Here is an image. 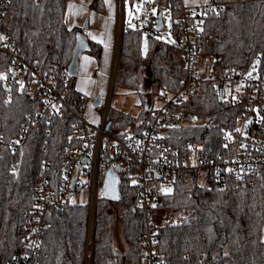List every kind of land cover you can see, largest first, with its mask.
I'll use <instances>...</instances> for the list:
<instances>
[{"label":"trees","instance_id":"trees-1","mask_svg":"<svg viewBox=\"0 0 264 264\" xmlns=\"http://www.w3.org/2000/svg\"><path fill=\"white\" fill-rule=\"evenodd\" d=\"M71 1L76 0H9L2 24L10 30L27 64L41 76L55 80L67 99L84 105V97L72 86L73 78L63 82L62 75L75 54L82 51L98 57L100 49L78 29L67 27L65 9ZM214 1L224 5L220 12L205 18L207 32L216 38L211 51L216 71L245 67L258 56L264 70V0ZM153 4L157 10H170L175 36L179 0H153ZM90 8L102 12L103 0H91ZM143 39L134 28L124 26L116 76L126 87L145 86L151 94L164 88L177 89L183 75L178 50L150 36L143 52ZM40 104L41 97L30 101L18 89L8 59L0 55V136L13 140L24 134ZM219 106L217 100L202 104L201 111L209 112L206 123L173 132L172 145L202 143L212 152L218 151L221 130L227 126ZM149 114L150 109L136 118L115 114L112 121L109 119V129L115 133L140 132ZM227 114L232 116L231 111ZM72 132L69 116L55 118L50 127L28 130L23 146L15 153L5 147L0 150V264L25 252L17 229L33 205L34 182L46 180L52 188L60 185L61 164L79 145L69 139ZM117 175L119 201L100 198L96 203L91 264H142L137 192L125 171L118 168ZM159 208L179 218L174 223H155L159 236L156 253L163 264H264V167L243 180L227 177L222 184L215 183L209 174L204 186L197 184L193 172L180 175L161 196ZM116 210L119 214L114 213ZM117 219L127 246L122 254L115 253L112 241ZM46 220L50 226L42 235L34 262L86 264L85 205L66 203L61 209L50 210Z\"/></svg>","mask_w":264,"mask_h":264},{"label":"built area","instance_id":"built-area-1","mask_svg":"<svg viewBox=\"0 0 264 264\" xmlns=\"http://www.w3.org/2000/svg\"><path fill=\"white\" fill-rule=\"evenodd\" d=\"M123 1L116 0L119 42L124 28ZM8 3L9 0H0V55L8 59L10 75L18 89L30 101L41 97V104L24 134L13 140L0 136V150L5 147L15 153L23 146L28 130L50 127L55 118L65 116L72 119L73 132L69 139L79 145L72 148L70 158L61 164L62 181L57 188L50 187L46 180L34 182L33 205L24 213L25 222L17 229L25 252L13 255L5 264H36L34 256L43 233L50 226L46 214L52 209H61L66 203H76L83 188L86 199L82 204L86 207L89 229L94 224L96 203L102 198L101 184L109 167L115 173L117 168L125 171L131 187L137 192L135 203L141 214L142 264H163L156 253L159 236L152 210L161 206V196L180 175L201 172L205 180L210 174L215 183L222 184L227 177L243 180L264 167V70L261 58L256 57L245 67L228 68L220 73L214 68L211 51L216 38L207 32L205 18L220 12L223 3L210 0L201 6L180 4V17L171 43L181 58L180 85L173 91L165 88L158 91L161 106L150 109L149 118L140 132L124 130L119 133L110 131L108 116L119 59L112 63L107 98L98 111L97 124L93 125L84 116L82 101L67 99L55 80L41 76L23 59L10 30L2 24ZM149 7L145 3V11L138 16L140 26L134 28L143 38L158 34L156 13ZM69 78L67 71L64 72L62 81L67 82ZM215 100L220 105L223 121L227 122L220 133V149L212 152L204 144L193 142L178 147L172 145L173 132L206 123L209 112H202L201 106ZM229 111L232 116L227 114Z\"/></svg>","mask_w":264,"mask_h":264},{"label":"rangeland","instance_id":"rangeland-1","mask_svg":"<svg viewBox=\"0 0 264 264\" xmlns=\"http://www.w3.org/2000/svg\"><path fill=\"white\" fill-rule=\"evenodd\" d=\"M149 4V9L154 13H159L162 19V29L158 31V34L155 37L158 40H162L165 43L171 44L174 41L173 36V22L171 17V12L168 8H161L160 10H156L153 0H133L130 2L129 0L123 1L122 8V22L125 27L128 28H138L140 26V22L138 21V16L145 11V3ZM89 13L92 11L89 10ZM87 18L82 22V27L85 24ZM88 25V24H87ZM83 29V28H82ZM85 34V32H83ZM86 35V34H85ZM87 36V35H86ZM121 41V37H120ZM146 44L147 39L144 38L142 40V50L146 52ZM102 46V43H100ZM99 45V47H100ZM103 50V48H102ZM101 50V51H102ZM120 42L118 41V50L114 52L113 60H109L107 63L106 57L100 55L99 58L94 59L95 63L91 66L87 65L85 70L82 73H78L75 77H72V86L83 95L84 102V116L86 120L90 123L98 122V114H99V106L92 105V99L95 97H99L100 106L105 104V100L108 94L109 88V79L112 69V63L115 59H119L120 55ZM119 63V60H118ZM116 64V62H115ZM118 69V65H117ZM117 72V71H116ZM148 88V87H147ZM161 106V101L158 99L157 93L151 94L145 86H140L139 89H133L126 87L120 76H116L114 81V86L112 89V93L110 96V104H109V119L112 121L115 114L125 113L130 116L136 118L140 117L141 112L143 110H149L150 108H158ZM114 121V120H113ZM197 184L200 186L205 185V178L203 173L199 172L196 174ZM82 181H85V178H81ZM167 192L170 191V188L166 189ZM86 199V190L83 188L82 193L77 198V203H83ZM96 212V210H95ZM118 211L116 210L114 213L116 214ZM119 214V212H118ZM152 218L154 223H160L161 221L166 223H174L179 221V218L171 214L168 211H165L161 208H157L152 210ZM88 223V222H87ZM95 224V218H94ZM94 224L90 225L88 229L87 224V240L89 246V253L87 256L86 264H91V247L93 241V230ZM122 225L117 219L114 224V228L112 230V241L113 247L116 254H122L127 250V246L121 237ZM86 259V258H85Z\"/></svg>","mask_w":264,"mask_h":264},{"label":"crops","instance_id":"crops-1","mask_svg":"<svg viewBox=\"0 0 264 264\" xmlns=\"http://www.w3.org/2000/svg\"><path fill=\"white\" fill-rule=\"evenodd\" d=\"M209 1L210 0H179L180 4L185 7L201 6ZM90 3L91 0L68 2L65 9L66 25L69 29H78L86 39L91 40L96 46L99 47L100 43H102V46L100 45L99 47L100 50L97 58H99L100 55L105 56V61L108 63L111 57V60H113V53L118 50L119 21L117 20L116 0H103L104 9L102 12L91 9ZM89 10L92 11V13H89ZM85 18H87V20L82 27V22ZM83 32H85L87 36ZM95 58L96 55L94 54L82 51L79 52L76 60V75L82 73L87 65L91 66L95 63ZM93 100L94 98L92 102ZM98 106L100 109V100ZM91 124L95 125L97 123Z\"/></svg>","mask_w":264,"mask_h":264},{"label":"water","instance_id":"water-1","mask_svg":"<svg viewBox=\"0 0 264 264\" xmlns=\"http://www.w3.org/2000/svg\"><path fill=\"white\" fill-rule=\"evenodd\" d=\"M155 16H156V21H155L156 30L159 31L162 29L161 16L159 15V13H156ZM77 56L78 53L75 54L70 64L68 65L67 73L70 75V77L76 76ZM98 104H99V97H96L94 98L92 105L95 106ZM74 182L75 179L72 180L71 188H73ZM101 194H102V198L108 201H113V202L119 201V177L111 167H109L104 174V178L101 184Z\"/></svg>","mask_w":264,"mask_h":264}]
</instances>
